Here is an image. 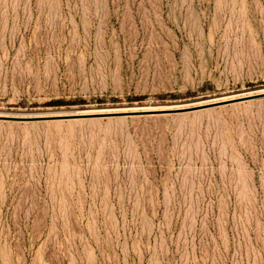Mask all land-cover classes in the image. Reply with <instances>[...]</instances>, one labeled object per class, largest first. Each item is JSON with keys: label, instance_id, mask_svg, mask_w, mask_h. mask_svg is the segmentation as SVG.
<instances>
[{"label": "rangeland", "instance_id": "374dc122", "mask_svg": "<svg viewBox=\"0 0 264 264\" xmlns=\"http://www.w3.org/2000/svg\"><path fill=\"white\" fill-rule=\"evenodd\" d=\"M0 264H264V0H0Z\"/></svg>", "mask_w": 264, "mask_h": 264}]
</instances>
